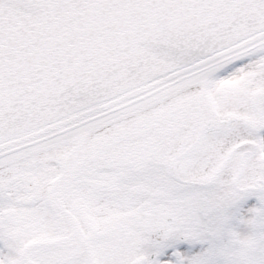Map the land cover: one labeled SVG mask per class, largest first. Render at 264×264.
<instances>
[{"label": "snow or ice", "instance_id": "obj_1", "mask_svg": "<svg viewBox=\"0 0 264 264\" xmlns=\"http://www.w3.org/2000/svg\"><path fill=\"white\" fill-rule=\"evenodd\" d=\"M0 264H264V0H0Z\"/></svg>", "mask_w": 264, "mask_h": 264}]
</instances>
